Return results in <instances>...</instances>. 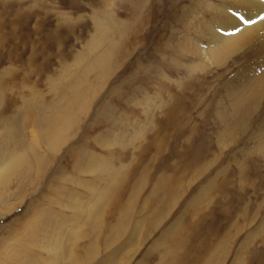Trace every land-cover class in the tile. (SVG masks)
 Returning a JSON list of instances; mask_svg holds the SVG:
<instances>
[{"label":"rangeland","instance_id":"374dc122","mask_svg":"<svg viewBox=\"0 0 264 264\" xmlns=\"http://www.w3.org/2000/svg\"><path fill=\"white\" fill-rule=\"evenodd\" d=\"M193 1L0 0V264H264V88Z\"/></svg>","mask_w":264,"mask_h":264},{"label":"bare ground","instance_id":"6f19581e","mask_svg":"<svg viewBox=\"0 0 264 264\" xmlns=\"http://www.w3.org/2000/svg\"><path fill=\"white\" fill-rule=\"evenodd\" d=\"M213 1L206 5L199 3L205 6V12H198L199 16L196 19V16H193L194 20H191L192 25L195 26L193 36L185 37V48L194 54L195 60L192 65L202 63L211 67L226 66L230 61L235 62L238 59L237 53L242 52L243 54L240 57L238 55L239 60L236 61L240 69L235 74L236 81L255 83L260 88H264V0ZM183 18L181 25H188L185 20L186 14ZM15 166V163L9 165V169L6 166L7 169L1 174L7 177L10 173L7 176L6 174ZM110 177L114 180L115 173ZM105 197L101 193V200Z\"/></svg>","mask_w":264,"mask_h":264}]
</instances>
